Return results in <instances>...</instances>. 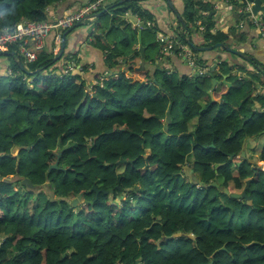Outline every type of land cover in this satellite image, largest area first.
I'll use <instances>...</instances> for the list:
<instances>
[{"label":"trees","instance_id":"16d2710c","mask_svg":"<svg viewBox=\"0 0 264 264\" xmlns=\"http://www.w3.org/2000/svg\"><path fill=\"white\" fill-rule=\"evenodd\" d=\"M65 1L0 0V31L24 20L53 21L50 9ZM117 2L100 10L95 29L103 33L106 64L114 69L126 60L116 75L96 78L90 87L80 74L63 73L65 65L56 72L59 50H43L27 64L33 74L8 56L10 76L0 79H7L0 87V261L264 264V171L256 164L264 162V143L257 144L253 163L246 143L264 137V91L255 81L236 86L230 74L231 86L222 84L212 95L205 77L221 82L219 76L229 73L219 67L223 62L210 74L209 66L203 76L167 79L168 71L156 64L163 55L157 24L139 31L123 18L131 11L147 22L154 14L136 0ZM182 2L175 55L187 46L180 29L188 22L197 21L202 46H230L237 37L232 27L217 29L207 0ZM140 45L153 71L135 63ZM32 87L40 94L26 96ZM55 163L59 168L49 170ZM244 192L248 200L233 197ZM1 237H7L2 245Z\"/></svg>","mask_w":264,"mask_h":264},{"label":"crops","instance_id":"0c3cea01","mask_svg":"<svg viewBox=\"0 0 264 264\" xmlns=\"http://www.w3.org/2000/svg\"><path fill=\"white\" fill-rule=\"evenodd\" d=\"M120 1L122 0H119V2ZM170 1L173 3L174 7L176 8L178 13L180 14V17L182 18V13L184 10V5L182 0H170ZM86 2H87L86 0H67L63 3L55 4L50 9V16L55 20L56 18H60L76 9L81 8L82 6H84ZM113 2H117V1L116 0L108 1L97 12L93 13L90 16H87L81 22L77 23L72 28L65 31L64 33V35L66 34L65 48L63 54L60 57L61 59L57 65L58 66L56 69L57 73L61 70L63 65L77 64V66L81 67V69L83 68V70L78 72L77 70H73V71L77 74H80L86 80V82L89 83V85L91 86L97 82L96 78H99V80L103 81L104 76H108L109 74L115 75L118 72H120V69L121 70L125 69L124 63L126 62V60H124V63L122 65L123 67L121 66L122 68L118 67L111 69L106 64V53L101 47V45L104 44L103 35H102L103 33L102 32L98 33L95 30L99 21L98 18L100 16V10L101 11L104 10V12H107L109 10L108 6L115 4ZM119 2H117L118 3L117 5H119ZM139 2H141V5L144 9H148L154 14V21L152 22L154 24L156 23L158 28H160L162 32L166 33V34L163 33L161 34L169 37L170 40L173 39V37L176 35L175 33V28L177 26L176 20L179 18L169 7L167 0H139ZM223 6L224 4L218 1L214 6V9L218 10ZM227 7L230 8V5H227ZM128 12L132 13L131 11ZM127 13H125L124 16ZM220 17L221 14L217 16V18ZM201 28L203 29L202 26H200V29ZM219 29L228 31L229 28L220 27ZM256 29L257 30L254 32L253 29L250 30V28L247 25L243 26L242 31L248 32L250 34V39L249 42L247 43L239 44L233 38L230 39L228 42L232 48H236L242 53L241 56L238 55L242 60L244 61L248 60L249 62H251L252 59H255V61L258 62V65L264 67V36L260 34V31L257 27ZM54 37H55V33L52 32L46 40L44 51H47L49 53L55 52L53 50L55 46ZM96 37H98L97 40H95ZM197 37L202 43L203 38L201 37L199 32L197 34ZM196 44L200 46V44L198 43ZM58 50H56L58 51V53L54 58H57V56L60 54L62 50V43L58 48ZM218 52L221 53V51ZM7 53H8L7 55L0 56V79L5 78L6 74L10 75L11 73V69H10L11 61L8 58L9 55L13 56L16 61L22 60L21 62L23 66L27 68V64L25 63L23 57L20 55L17 49L12 50L11 52L8 51ZM209 54L211 56V53H206L204 56L201 57H208L207 55ZM221 55L224 59H227L228 62L235 63V61H237L236 58L234 59V57L237 55H229L225 51H222ZM178 56L179 55H175V54L172 56H168V59L173 60V65L171 66V68H174V70L180 74V77L194 76L195 72L193 71V69L190 66H188V64L180 60ZM141 65L144 66V68L151 71H153L155 67L154 65L147 63L145 59L142 60ZM252 66L255 67L254 65ZM222 84L224 83H222L221 81V83H218V85H216L213 89H216L217 92H220V89L222 88ZM257 90L263 92L264 87L258 85ZM211 94L213 95V90H211ZM255 108H259V105L256 104Z\"/></svg>","mask_w":264,"mask_h":264},{"label":"built area","instance_id":"2783aa9c","mask_svg":"<svg viewBox=\"0 0 264 264\" xmlns=\"http://www.w3.org/2000/svg\"><path fill=\"white\" fill-rule=\"evenodd\" d=\"M108 1L111 0H90L82 6L81 8L72 11L60 18H56L53 21H28L24 20L14 24L12 28H7L0 31V53H3L11 46H16L17 51L23 57L26 64L35 62L38 59L39 54L44 50L45 43L49 35L54 32V51L58 50L60 47L64 33L68 29L72 28L77 23L81 22L87 16L92 15L97 12L102 6H104ZM221 2V1H220ZM227 5H230L232 9L237 4L236 9H238V14L241 15L243 23L239 25L240 28L246 24H255L259 29L261 34L264 36V25L259 26V20L257 19L251 11L252 2L250 0H224ZM220 7V6H219ZM249 13V14H247ZM136 15V14H135ZM137 21L135 26L140 28L139 31L144 29L145 25L152 26V21H143L139 15H136ZM218 29V28H217ZM200 30H203L202 28ZM159 40L161 42L165 41L167 36L160 34ZM168 40L169 37H168ZM171 45L168 48H165L164 51L167 53V56H172L176 52L174 47L176 44L175 37L172 39ZM178 43V42H177ZM181 51L179 55H184L188 60L189 66L195 72L194 75L203 76L208 71L209 67L199 66L198 60L194 59V54L186 51L185 46L180 47ZM169 72V66L166 67ZM73 70L82 71L81 67L77 64H66L63 68V73H68Z\"/></svg>","mask_w":264,"mask_h":264},{"label":"rangeland","instance_id":"374dc122","mask_svg":"<svg viewBox=\"0 0 264 264\" xmlns=\"http://www.w3.org/2000/svg\"><path fill=\"white\" fill-rule=\"evenodd\" d=\"M207 1L209 3H211L212 5H214V6L216 5V3L218 1H221L224 4V6L222 8H220L218 10L214 9L215 15L213 16V20L216 21L215 23H216V27L217 28H220V27L221 28H226L227 27V28L230 29L232 27V28H234V33H237V34H235L237 37L234 39L235 41H237V43L240 44V43H247V42H249L250 34L248 32H242L241 35L238 34V33L241 32V30L239 29V25L241 23H243V20L241 19V15H238V11H239L238 9H236V11H235V7H233L232 9L231 8H228L227 7V4L225 2H223L224 0H207ZM219 14H221V17L220 18H217V16H219ZM125 17H126V19H125ZM123 18H124L125 22L127 24L131 25V27L133 29H136V30H139L140 29V28H138V27L135 26L136 21H137V17H136V15L133 12L132 13L128 12L125 16H123ZM263 23H264V15L261 14V19L259 20V26H262ZM197 27H198V23L196 21L194 23H189L188 22V25H187L186 28L180 29V33H181L182 36H184L185 40H187L189 38V36H190V39L192 40V42L194 43L195 46H199L196 43H198V44L201 43L200 40H199V38L197 37V34H198ZM256 30H257L256 28L253 29L254 32ZM161 33L166 34V33L162 32L160 30V28L158 29V31L156 30V35H157V38L156 39H157V42H158L157 46L161 50L160 52L163 54L162 57H161V59L158 62L156 61L157 62L156 64H159V66L161 68L164 67L165 70H167L166 67L169 66V72L168 73L163 72V73H164V75H165V77L167 79L176 81L177 80V77L180 79V74L177 73L174 70V68H171V66L173 65V60L168 59L167 53L164 51L165 48H168L169 45H171V43H172L173 40L172 39L171 40H168V37H166L165 38V41L161 42L159 40V37H158ZM184 46L187 49L186 51L191 52L192 54H194V59L196 61L198 60V58L200 56H204L205 53H206V52L202 53V52H198V51L194 50L192 48V46L189 45V42L188 41H187V46L186 45H184ZM201 46H202V43L200 44L199 47H201ZM217 49L218 48H216V50ZM180 51H181V49H180ZM218 51H221V53H222V51H225L226 52V49L220 47V49ZM221 53H220V55H221ZM207 56H208V60H209L210 59V54L207 55ZM178 58L180 60H182L183 62H185L186 64H188V66H189L188 60L184 57V55H179ZM235 58L237 60V61H235V63H232V62H228L227 61V62H223L222 64H219L220 65L219 67L227 66V69L229 68V73L223 75L222 77L219 76L218 80H222V82H223L224 80H226L228 78V76L230 74H232L234 76H230L229 79L236 86L237 85L239 86L241 84H244L245 87H250L251 82L255 81V82L258 83L259 86L261 85V86L264 87V75H262L259 72L258 68L257 67H253L252 64L248 60H245L244 61L239 56H235L234 59ZM142 60H143V57H142L141 54L139 56H137V58H134V61H135V63L137 65H141ZM202 61H204V62H202L203 65H206L208 63L207 59H205V58H203ZM251 61H253V60H251ZM208 73L210 74V73H212V71H210ZM5 76L8 79V77L10 75H7L6 74ZM213 76H215V74H213ZM184 77L187 78V79L189 78L188 80L191 79L190 78L191 76H184ZM242 78H243V80H242ZM7 79L0 83V87L2 89H5V87H6L5 84L7 83L6 82ZM214 79H216V78H214V77H212V78H210V77L206 78L205 77V80L207 81V84H210V87H211V89L209 87V90H208L210 93H211V90L214 88V83H213V80ZM190 84L191 83L188 82L187 88H189ZM192 86L195 87V85H192ZM192 86L190 88H194ZM196 86H201V83L196 84ZM205 88L208 89V87H205ZM39 90L40 89L38 87H32L31 90H30V92L26 96L31 97V96H34V95H39L40 94L39 93ZM220 92H221V89H220ZM26 96L25 95H22L23 99L26 98ZM24 105H25V103H24ZM246 143L248 144L247 148H249V150H248V153H249L248 156H249V158L247 157L248 159L247 158L246 159L249 160L251 163H253V160L254 159L252 158V156H257L256 146L258 144V147H260L264 143V137H263V139L260 138L259 140H258V138L247 139L246 140ZM17 153H18V148H15L14 149V154L16 155ZM237 157L239 158V156H237ZM245 157H246V155H245ZM256 164L260 168L262 167V164H261L260 161H257ZM186 171L188 172L187 173L188 175L185 174V180L186 181H189L190 180L189 179V175L192 172L189 169H186ZM198 176L201 177L200 173H198ZM23 185H25V184H23ZM14 189L15 190H18V187L15 186ZM225 194H227V193L225 192ZM32 197H33V195H32ZM238 198L240 199L241 197H238ZM245 199L248 200L249 198H245ZM72 204H73V202H72ZM77 210H79V208H77Z\"/></svg>","mask_w":264,"mask_h":264},{"label":"water","instance_id":"95a60500","mask_svg":"<svg viewBox=\"0 0 264 264\" xmlns=\"http://www.w3.org/2000/svg\"><path fill=\"white\" fill-rule=\"evenodd\" d=\"M131 1H134V0H122V1L119 2V5L120 4L122 5L123 3H126V2H131ZM136 1H139V0H136ZM250 1L252 2V6H251L252 13L254 14V16L257 19H260L261 14H264V2L262 0H250ZM167 2H168L169 7L172 9V11L177 15V17L183 23L184 21L180 17V14L178 13V11L176 10V8L174 7L173 3L170 0H167ZM247 14H249V13H247ZM212 15H213V12L210 14V17ZM141 35H142V33L139 32V35H138L139 40L141 39ZM65 38H66V34L64 35L63 40H62V50H61L60 54L57 56V58H54V61H57L58 59H60L61 55L63 54L64 48H65V42H66L65 41ZM187 41L189 42V45H191L194 50H196L198 52H202V53H204V52L211 53V56H210V59L209 60H208V57H201L200 56L198 58V62H201V60H203V58L207 59L208 63L205 66L206 67L207 66L208 67L210 66L212 72L215 71V69L217 67L216 62L217 63H222V62H227L228 61L227 59H224L222 57V55L219 54L218 51H216V48H220V47L225 48L226 49V52L229 55H237V56L238 55L239 56L242 55V53L239 50H237L236 48H232L231 46H228V45L226 46L225 43L215 44V45H211V46H201V47H199V46H195L194 43L192 42V40L190 38H188ZM179 42L180 41L178 40V43ZM139 49H140V52H141L142 57L144 58L145 48L142 45H140L139 46ZM7 54H8L7 52H3V53H0V56L1 55H7ZM14 54H16V53H14ZM17 62L19 63L20 68L24 71V73H28V74L36 73V71L35 72H31V71L26 70V68L23 66V64H22V62L20 60L17 61ZM213 83H214V87H215L216 85H218V83H221V82H218L216 79H214L213 80ZM222 83L227 84L228 86L231 85L230 83L228 84L225 80ZM28 105H29L28 102L25 103V106H28ZM171 107L172 106L170 105L169 108H168V111H167L166 124H169L171 122ZM149 151H150V149H147V152H149ZM241 156L243 158L245 157V151H242ZM232 158L233 157L231 156L230 159H232ZM261 164H262L261 170L264 171V162H261ZM58 168H59L58 167V164L55 163V164H53V165L50 166L49 170L58 169ZM28 182L29 181L26 180V179L23 180V184H27ZM213 186H217L218 187L219 185L217 183H213ZM93 189L96 190L95 187H93ZM225 192L228 194V190L227 189H225ZM81 196L82 195L78 196L76 199L73 200V205L74 206L77 205L78 201L81 199ZM233 197H235V198H238V197H246V198H249V196H247L245 192L243 194H241V195L240 194H233ZM210 264H213V263L211 262Z\"/></svg>","mask_w":264,"mask_h":264},{"label":"flooded vegetation","instance_id":"af4514ba","mask_svg":"<svg viewBox=\"0 0 264 264\" xmlns=\"http://www.w3.org/2000/svg\"><path fill=\"white\" fill-rule=\"evenodd\" d=\"M263 74H264V73H263ZM6 238H7V237H1V245L5 242ZM7 261H8V259H6V260L3 261V262L0 261V263H1V264H7Z\"/></svg>","mask_w":264,"mask_h":264}]
</instances>
